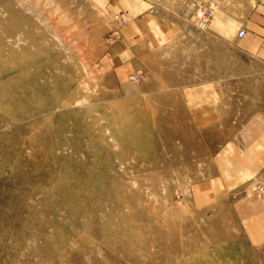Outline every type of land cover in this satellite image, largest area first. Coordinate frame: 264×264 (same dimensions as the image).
<instances>
[{
	"label": "rangeland",
	"instance_id": "1",
	"mask_svg": "<svg viewBox=\"0 0 264 264\" xmlns=\"http://www.w3.org/2000/svg\"><path fill=\"white\" fill-rule=\"evenodd\" d=\"M159 1L204 46L199 14L255 2ZM120 24L88 0H0V264H264L263 196L195 200L197 132L125 96Z\"/></svg>",
	"mask_w": 264,
	"mask_h": 264
},
{
	"label": "crops",
	"instance_id": "2",
	"mask_svg": "<svg viewBox=\"0 0 264 264\" xmlns=\"http://www.w3.org/2000/svg\"><path fill=\"white\" fill-rule=\"evenodd\" d=\"M88 1L105 18H131L111 46L124 95L183 110L195 128L196 152L206 156L191 185L195 200L206 205L249 189L264 200V0L215 8L201 32L210 46L177 43L199 28L159 0ZM135 73L142 78L130 80Z\"/></svg>",
	"mask_w": 264,
	"mask_h": 264
},
{
	"label": "built area",
	"instance_id": "3",
	"mask_svg": "<svg viewBox=\"0 0 264 264\" xmlns=\"http://www.w3.org/2000/svg\"><path fill=\"white\" fill-rule=\"evenodd\" d=\"M212 14H213V11L212 10H207L205 11L204 13L202 14H199V17H198V20H197V24L199 27H206L209 20L211 19L212 17ZM117 21H119L121 24H124L126 23L128 17L127 16H117Z\"/></svg>",
	"mask_w": 264,
	"mask_h": 264
}]
</instances>
